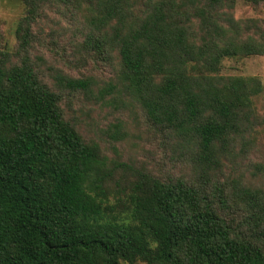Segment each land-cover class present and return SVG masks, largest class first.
<instances>
[{"label":"trees","instance_id":"16d2710c","mask_svg":"<svg viewBox=\"0 0 264 264\" xmlns=\"http://www.w3.org/2000/svg\"><path fill=\"white\" fill-rule=\"evenodd\" d=\"M19 1L17 59L0 50V264H264V161L248 164L261 183L238 168L262 84L221 74L226 58L264 55L259 22L236 19L237 0ZM52 8L79 21L85 49L115 54L121 90L186 172L110 157L80 132L62 90L92 80L57 71L49 85L29 57Z\"/></svg>","mask_w":264,"mask_h":264},{"label":"rangeland","instance_id":"374dc122","mask_svg":"<svg viewBox=\"0 0 264 264\" xmlns=\"http://www.w3.org/2000/svg\"><path fill=\"white\" fill-rule=\"evenodd\" d=\"M63 8L45 11L32 25L29 57L37 67L40 77L49 85L55 84L57 71L74 78L92 80L91 93L62 90L67 116L73 119L80 132L88 139L96 140L105 153L123 160L146 164L163 174L178 175L187 171L185 159L179 149H172L160 135L154 133L143 112L132 98L121 90L118 82V66L115 54L99 55L85 49L77 29L79 21ZM24 8L19 0H0V50L14 55L18 51L16 30L24 16ZM233 15L236 19H254L264 29V4L254 7L237 0ZM221 74L225 76L257 77L262 84L261 93L253 98L259 123L256 126V141L248 152V160L238 168L246 179L255 183L249 174V161H264V55L244 58H226L222 62ZM108 83L114 88L103 96L99 90ZM113 125H118L122 138L112 140Z\"/></svg>","mask_w":264,"mask_h":264}]
</instances>
